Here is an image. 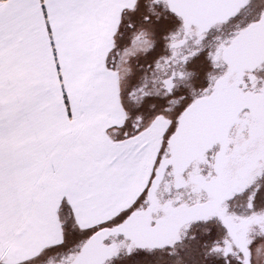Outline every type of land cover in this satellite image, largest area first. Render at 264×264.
Wrapping results in <instances>:
<instances>
[{"label":"snow or ice","instance_id":"6c2138e0","mask_svg":"<svg viewBox=\"0 0 264 264\" xmlns=\"http://www.w3.org/2000/svg\"><path fill=\"white\" fill-rule=\"evenodd\" d=\"M0 264H264V0H0Z\"/></svg>","mask_w":264,"mask_h":264}]
</instances>
